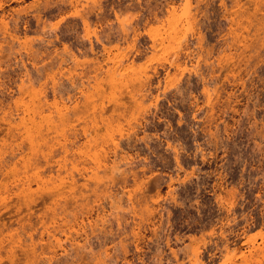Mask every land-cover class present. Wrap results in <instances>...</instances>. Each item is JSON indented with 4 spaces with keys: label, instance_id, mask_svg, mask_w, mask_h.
Wrapping results in <instances>:
<instances>
[{
    "label": "rangeland",
    "instance_id": "rangeland-1",
    "mask_svg": "<svg viewBox=\"0 0 264 264\" xmlns=\"http://www.w3.org/2000/svg\"><path fill=\"white\" fill-rule=\"evenodd\" d=\"M0 264H264V0H0Z\"/></svg>",
    "mask_w": 264,
    "mask_h": 264
},
{
    "label": "bare ground",
    "instance_id": "bare-ground-1",
    "mask_svg": "<svg viewBox=\"0 0 264 264\" xmlns=\"http://www.w3.org/2000/svg\"><path fill=\"white\" fill-rule=\"evenodd\" d=\"M30 135V134H29ZM99 163V162H98ZM106 164V163H105ZM101 166V165H100ZM106 169V168H105ZM105 172V171H104ZM122 179V178H121ZM94 186V185H93ZM97 186V185H96ZM95 190H96V188H95ZM98 195V194H97ZM72 214V213H71ZM74 216V215H73Z\"/></svg>",
    "mask_w": 264,
    "mask_h": 264
}]
</instances>
